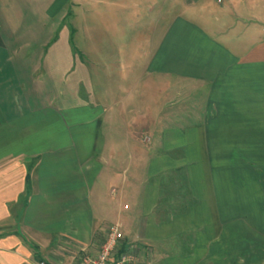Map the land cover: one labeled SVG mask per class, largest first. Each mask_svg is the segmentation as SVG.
<instances>
[{"label":"crops","instance_id":"obj_1","mask_svg":"<svg viewBox=\"0 0 264 264\" xmlns=\"http://www.w3.org/2000/svg\"><path fill=\"white\" fill-rule=\"evenodd\" d=\"M19 2L0 0V264H38L34 246L47 263L69 264L113 224L142 256L152 251L145 264H193L175 260L209 250L229 213L259 209L264 0H108L143 13L138 73L124 54L116 61L119 89L160 95L145 107L106 89L92 72L101 59L86 49L93 89L52 97L48 80L78 81L84 70L62 59L66 39L19 34ZM39 67L48 76L37 88Z\"/></svg>","mask_w":264,"mask_h":264},{"label":"rangeland","instance_id":"obj_2","mask_svg":"<svg viewBox=\"0 0 264 264\" xmlns=\"http://www.w3.org/2000/svg\"><path fill=\"white\" fill-rule=\"evenodd\" d=\"M50 1L52 3L55 0ZM100 1L103 3L98 5L100 7L99 10L93 0H58L55 4L58 9L56 8V11L51 14L44 10V6L48 4L49 0H20V7H23V11L17 17L21 25L19 34L27 38V34L32 33L37 28L35 33L39 34L38 36L51 38L52 42L55 40L61 41V39L65 41L66 39L69 43V49L66 51V47L63 48V52L60 53L62 59H70V56H72L73 60L71 63L73 62V67L75 64H81L80 67L84 70L82 73L83 77L79 78L78 81L73 77L75 75L74 72L68 77L65 75V79H63V75H59L48 80L50 87L48 89L52 91L51 96L58 97V93L66 89H69L71 93H75L76 89H93L91 78L93 75L90 72L92 62L84 53L86 49L96 52L100 57L101 67L93 69L92 72L94 77L102 75L106 79L105 81L108 85L106 89L118 88L117 97L123 95L122 92L125 90L131 91L129 97H124L127 102L131 101L136 106H140V102H142L141 106L143 107L158 103V98H161L160 95H156L150 101H143V99L139 98L143 89L142 85L140 89V84L137 86L138 89H119L118 87V80H121V75L124 76L119 67L120 63L116 61L119 56L124 54L125 62L130 59L131 61L127 64L133 63L134 70H136L135 73L139 71L142 61L140 50H143V13L136 16L127 10L115 6L110 8L107 5L108 0ZM56 6H53V8ZM14 12L12 13L13 15ZM40 26L46 29L45 32L39 31ZM148 32H150V29ZM57 43L59 45V42ZM120 43H122L123 53L121 52ZM127 48L132 49V56L127 53ZM71 63L69 62V65ZM105 63L108 64L107 67L104 66ZM44 70L43 67L38 68L35 80L37 88L39 86L42 87L43 82L47 80L48 75ZM121 82H123V86H129V81L122 80ZM82 94L87 97L85 92ZM71 96L70 94L69 98ZM75 97L73 96V98ZM143 141L148 140L144 137ZM179 181L181 185L185 184V181L181 179ZM242 210L236 215L228 214V219L221 223L220 236L212 239L209 250L206 249L205 253H198L188 256L186 259H176L175 261H179V263L190 261L193 264H264V202L260 204L259 209L256 206H244ZM141 249H139L140 264L142 262L145 264L152 251L143 246L142 256ZM80 254L81 251H77L69 264H80ZM164 256L166 255L156 254L155 261L158 263L163 261ZM41 261L37 260L38 264ZM43 261L45 260L43 259Z\"/></svg>","mask_w":264,"mask_h":264},{"label":"built area","instance_id":"obj_3","mask_svg":"<svg viewBox=\"0 0 264 264\" xmlns=\"http://www.w3.org/2000/svg\"><path fill=\"white\" fill-rule=\"evenodd\" d=\"M124 234L119 224L109 227L102 243L94 251H81L80 264H140L139 248L129 245L123 250ZM40 264H47L41 261Z\"/></svg>","mask_w":264,"mask_h":264},{"label":"trees","instance_id":"obj_4","mask_svg":"<svg viewBox=\"0 0 264 264\" xmlns=\"http://www.w3.org/2000/svg\"><path fill=\"white\" fill-rule=\"evenodd\" d=\"M29 184H30V182H29ZM129 245L124 241L123 242V250L124 249H126L127 247H128ZM34 248H35V258L37 259V260H43V258L41 257V255L38 253V246H34Z\"/></svg>","mask_w":264,"mask_h":264}]
</instances>
